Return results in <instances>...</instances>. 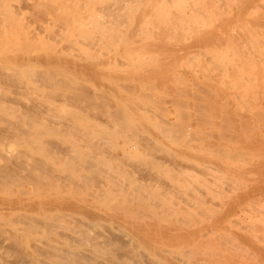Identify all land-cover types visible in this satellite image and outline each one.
Instances as JSON below:
<instances>
[{"label": "rangeland", "instance_id": "374dc122", "mask_svg": "<svg viewBox=\"0 0 264 264\" xmlns=\"http://www.w3.org/2000/svg\"><path fill=\"white\" fill-rule=\"evenodd\" d=\"M22 1L23 0H2V1H0V5L2 6V7L0 6V8L2 9L0 11V14H2V16H0V19L3 20L2 21L3 23H1V25L3 26V24H4V26H5L4 29L1 26L4 32L2 31V29L0 31H2V33H4V35L6 37H8V41L4 42L3 40H5L7 38L4 37L3 34L0 35V36H2L1 41L4 42V43L3 42L2 43L5 46L4 50L1 51V48L3 46L0 45V66H1V68H3V69H0V72H1L0 74H3L0 76V105H1V109L6 108V109H3L4 110L3 112H5V113H3L0 109V111H1L0 112V129H1L0 130V151H1L0 155L5 157L6 155H9V153H11L13 155L14 154L17 155L18 153H22L24 155L22 159L24 161L28 162L29 158H27V157L35 156V155L39 157L41 154L46 153L48 155V156H46L47 165L50 166V171L52 172L53 171L52 168H54L55 172L64 175V174H67V170H66L67 164L71 161V158L69 159L68 156L70 157V155L76 151V148L78 149V147L75 148V146L80 145L79 149L77 151L81 154H83V153L87 154L90 150V149H88V146L86 147L87 143H84L85 141H83V139L86 140L85 137H83L84 136L83 134H82V136H80V135L78 136V139H80V137H81L80 141L76 138L77 136H75L76 145L73 147V145L67 139L68 138L67 136H69V139H71L72 137L74 138V136L72 135V131L71 132L69 130L67 131V130H65V128H62L63 125L62 126L60 125L62 123L65 124L66 120L63 119L65 117L64 114L72 112L71 110L75 109V111H76L77 109H79L77 111H80L83 113L82 117H84V119L92 120V122L97 123L96 125L100 126L99 127L100 134L107 135L108 132H111L113 137L118 136L116 139H119V140H117V142L115 141L117 143V145L120 144V136L123 135L124 137H126V135H127V129H125L123 126L125 124V122L124 121L121 122L120 121L121 120L120 115H117L116 112H113V111L117 110V106H119L118 104L121 102V100H124L121 102V104L127 103V105H133L134 110L136 112H141L138 110V108H142L145 111H150L151 114H153V115L155 114L154 119L152 116H150V117L152 118V120L156 124H157V121L159 122L158 123L159 125L157 124L159 128L160 127L169 128L171 126L170 129L174 131L175 127L178 125L177 124L176 126L172 127L174 124H176L177 122H181V119L183 121L182 123H184L185 122L184 120L186 119V121H187V119L189 118L190 122L187 121L186 122L187 124L179 123V124H182V125H179V126H181V130L179 128H176V130H177V132H179V134L176 131H174L176 133H174L172 131L174 133L175 137L178 136L177 138L174 137L172 132L168 133L170 129L168 130V132L166 131L167 132L166 135L168 136L170 134L171 135L170 140H171V142L174 143V144H172L169 141L168 142L164 141V142H161V144H159L161 147L165 146L164 148L165 149L167 148L168 150H170V153H172V154L166 153L167 155L165 154V156H167V158L165 156L163 157L164 154H162L159 149L157 150V148L153 149V150L146 149V152L148 153V158H150V160L153 163L158 161V162H156L157 165L156 164L153 165L154 171L156 173H158L160 171L162 174H164V172H162V171H168V172H165V174H169V175H172L174 177L177 176V174L180 172V173H184L183 178L186 181L191 180L194 182H204L205 184L206 183L208 184L207 179L205 178L206 175L204 176V174H202L204 177L201 176V173H204L202 168L203 167L204 168L213 167L212 171L209 172V173H212V174H209V177H211L212 179L214 178L218 183L221 182L220 184H223L225 186L229 183L231 184L230 186H232L234 181H235L233 184L234 187L240 185V186H238L240 188V191L236 195H230L229 193L228 194L225 193L224 195H219L218 197L216 194L209 195L208 197H206L207 202L204 205L206 207L210 206V205L214 206L213 204H211V202L214 203L216 201L219 203V201L222 199L224 202L227 201L230 204H232L234 207H236L240 210L242 208V211H244L243 216L240 217L239 219L231 218L230 219L231 222H229V225L230 226L234 225V227L232 226L233 229L246 228V226L247 227L250 226L251 228L253 227V229H252L253 232L251 234L246 235V236H243V235L241 236V241H243V245H244L245 249L246 248L248 250L250 249V253H248V256H243V253H241V256L239 257L237 264H264V243H263V241H264V212H263L264 211V203H263L264 202V200H263L264 199V181L263 180L264 179L263 180L261 179V177L264 178V168L262 167V166H264V164H262V163H264V159H263L264 158V141H263L264 137L262 138V135H260V137L262 139L260 137H258L262 140V143H259V142H261L260 139L255 141L258 138L252 139L253 138L252 136L254 135L253 132H256V133L258 132L257 134H261V133L264 134V132H262V131H264V122L261 120H260V122H259V120H256L257 119L256 116H258L259 119H262V120L264 119V117H263L264 116V110L262 109V108H264V91H263L264 90V6H263L264 0H234V3H233V0H228V2L230 3V6H227L228 3L225 0H222V1L221 0H215V1L214 0H118V3H117V0H114V1L113 0H111V1L110 0H98V1H95L96 2L95 8H94L95 10L93 8H92V10H89V7H86L88 9L87 12H86L87 9L85 10V6H84L85 4H83V2L84 3L87 2V4H88V5L86 4L87 6L93 7L94 6L93 4H95L94 0H69L71 3H68L69 1L66 0V1H68V2H66V3H68V5L65 2H63L65 0H62V1L61 0L60 1L59 0H57V1L56 0H33V1L24 0L25 3ZM52 1H53V3H52ZM88 1L91 3L93 1L94 3L90 4V3H88ZM104 1H106L108 3V5H106L107 7L104 6L106 3ZM109 1L112 4L109 3ZM30 2H33V3H30ZM34 2H36V3H34ZM61 2L64 5L63 7H67V6H69V4H71L75 8V9L73 8L71 10V12L69 11L71 14V15L68 14L69 19H67V17H64L67 13H69L68 12L69 7L68 8L62 7L61 8L60 4H59ZM72 2L73 3L75 2V3L72 4ZM97 2H99V3H97ZM173 2H174V4H173ZM244 2H246L247 4ZM28 3H29V5H31V4L32 5L29 6ZM38 3H40V4H38ZM103 3H104V5H103ZM205 3H207V4H205ZM6 4H8V6ZM53 4H55V6L57 4L56 7L60 8V10L62 9L61 12L63 15L60 14V12H59L60 10L58 11V8H56V10H55V8L52 7V6H54ZM122 4H123V6H122ZM9 5H12L15 7V8L13 7L15 14L19 15V13H20V17L23 16L22 18L24 20H26L27 17L29 19V20L27 19L28 21L26 20L27 22L23 20L24 21V22L22 21L23 25H22V22L16 23V21H15L16 24L14 23L15 24L14 32H17V31L19 32V34L17 32V36H16V33L12 34L13 31H11V28H10L12 25L14 26V24H11V23H13L11 21L12 20L14 21V17L17 15H14V12L11 11L12 7L10 8ZM16 5H18L19 7H22V9H21L22 11L21 10L19 11V7ZM79 5H81V8L83 6L84 9L82 8V10H81ZM202 5H205V6H202ZM108 7H110V8H108ZM121 7H122V9H121ZM134 7H135V9H133ZM260 7H262V9ZM70 8H72V7L70 6ZM96 8L98 10V13L101 14L100 16H103V14L104 15L106 14L105 18L107 19V16H108V19H110V20L107 19L108 21H106V19L105 18L103 19V17H100V16L96 17L95 15H98V13L95 14V12H97ZM112 8H114V9H112ZM63 9L64 10L67 9V10L64 12ZM102 9H103V11H102ZM105 9H107V11ZM108 9H110V11H108ZM207 9H208V11H206ZM249 9H253V11H251ZM48 10L49 11L55 10V16L58 18H62V22L61 23L59 22V24H61V26L58 25V28H60V27L63 28L66 26V24H68V27L70 28V32H71L69 34H73L76 31L78 34L75 32L73 35L77 34L76 36H78V35L87 34V35L92 36L94 39H96L97 42H95L96 40H94V42L92 44L94 46L91 45L92 47L99 48L97 46V45H99L100 49L103 48L105 52L109 48V46H110V49L112 47V48H114V50H126L125 49L126 46H128L127 49H131V48L142 49L144 52L141 53V59L143 58L142 64H141L142 66H140L141 70L138 71L135 75L131 74L128 76V74H125V76L121 75V77H118L117 74H115L114 72L105 73V76L103 75L104 78H102L101 81H63V80L60 81V79H58V78L62 77V76H60L58 74V72H59V70L60 71L62 69L64 70V67H62V65L59 64L57 62V60H55V59L53 60V58L50 59V57L49 58L47 57V60H46V58L43 60H39V63L34 65L35 68H32V70L34 69L35 74L31 75V77H30L31 81H29V80L19 81V80H16L14 77H13V79L8 77L10 81L8 79H7V81H5L7 77L5 76L4 73H8V72L12 71L11 73L16 74L14 71L18 70L16 67H18V65H19V60L16 58H20V56L27 57L26 55L32 57V55L35 54L34 50H32L31 52L25 51V53L23 51L24 54H22V53L18 54L17 52L22 51L20 49L25 50L26 48H28V47L31 48V47H34L35 45H36L35 47H37L38 42L41 44L46 39H49V38L52 39V36H53V39L55 38L54 36L56 35V33L53 32V30L57 27L56 19L58 21L60 19H58L56 17H54V19H53V17H52L53 14L51 13L52 16L48 15L51 18L49 20L47 14L50 13L51 11L49 12ZM74 10H77V11L80 10L79 15L77 14L78 13L77 11L75 14ZM112 10H113V12H112ZM117 10H119V11H117ZM123 10H124V13L121 14V12H123ZM133 10H137V11H133ZM216 10L218 12H216ZM8 11H10V12H8ZM23 11H25L26 13ZM254 11H256V12H254ZM58 12L60 15L58 14ZM84 12L88 13L92 19H93V17H95V18L93 20H90V18L87 19V17H89V15L86 16V14H84ZM91 12H94V13H91ZM8 14L11 15L12 17H9ZM21 14H22V16H21ZM108 14L111 15L112 17H109ZM113 15L115 17L114 18L115 20H117V18H118V20H117L118 22L115 21V23H118L117 25L120 26L121 24H123L125 22L127 25L129 23V27H130V28L127 27L128 29L126 27L124 28V25L123 26L121 25L120 29H119V27H117L118 29H116V31L121 30V28H123V30L117 31L118 32L117 34H119V32L122 34L124 33L123 36L121 34H119L120 36H117L118 38H114L115 36L113 35V34H116V33H113V32H115L113 30L115 28V27L113 28L114 25H111L112 22L114 23ZM62 16L64 18H66V20H63L64 18ZM83 16H84L85 21L82 18ZM186 16H188L189 19ZM17 17H19V16H17ZM17 17L15 18L16 20H17ZM20 17H19V20H20ZM25 17H26V19H25ZM4 18H5V20L8 21L9 24L6 23L7 21L4 22ZM47 18H48V21H47ZM96 18L100 19L99 21H101V22H98V20ZM120 18H122V19H120ZM215 18H216V20H215ZM221 18L223 19L222 21H221ZM190 19H192V20H190ZM52 20H54L55 24L52 22ZM73 20L75 21V23L77 22L76 26L73 25V23H74ZM211 20H213L214 22ZM224 20H225V22H224ZM49 21H51L50 22L51 26L49 24ZM86 21L89 23H87ZM95 21H97V23H95ZM109 21L111 22V24ZM147 21H149V22H147ZM45 22H47L48 24H46ZM65 22H66V24H64ZM108 22H109V25H108ZM176 22L177 23L179 22L178 23L179 28H178ZM187 22H189V24H191L192 26L187 24ZM220 22H222L221 25H220ZM98 23H100V25ZM182 23H183V26H181ZM216 23H218V24H216ZM79 24H81L80 26H82L81 31H80ZM90 24H91V26H90ZM101 24H103V25H101ZM163 24L164 25L167 24V25H165L166 27H164ZM36 25L38 28L36 27ZM117 25H115V26H117ZM156 25H158L157 28H155L156 30H153L152 28L155 27ZM171 25L173 26V28L176 27V32H174L175 29H173ZM174 25H175V27H174ZM100 26H102V27H100ZM106 26L107 27L109 26V28L112 27L113 32L109 33V31H110L109 28H104ZM168 26H170L169 29H171L172 31L168 32L169 35H168V33L163 34V35H165V39H164V36L162 35L161 32H162V30L164 31V28H167ZM210 26L211 27L213 26V27L211 28ZM16 27H18L19 29L15 30ZM25 27H26V30L28 29L30 31H26V30L22 31L20 29V28L23 29ZM28 27H31V28H28ZM78 27H79V30H78ZM96 27L100 28V29L103 28V30H109V31H107V33H109V34H107L106 32H105L106 34H104L103 33L104 31L102 29L98 30ZM159 27H161V28L163 27V29H161V28L159 29ZM181 27L185 28L184 30L183 29L182 30L186 32V33L184 32L186 35L188 33L187 36H185V37L182 36L184 33L182 34V30H180ZM219 27H221L220 28L221 30H219V33H218L217 28H219ZM226 27L228 28L227 29L228 32H227V30H224V28L226 29ZM86 28L88 29L87 33L85 32ZM191 28H192V30H191ZM233 28L234 29L236 28V31L233 30ZM37 29H39V30H37ZM40 29H41V31H40ZM47 29H49L52 33ZM125 29H127L128 31ZM149 29H151L149 31L150 33L148 32ZM177 29H178V31H177ZM188 29H189V31L187 32ZM6 30H7V32H6ZM35 30H36V32L40 31V32H37L40 36L38 34L35 36ZM57 30L58 29H56L55 31H57ZM21 31L25 32V35H24V33L22 35ZM155 31H157V32H155ZM211 31H213L214 33H211ZM215 31L217 32V34L215 33ZM26 32H28V33H26ZM30 32H31V34H30ZM33 32H34V34H33ZM44 32H46V33L44 34ZM97 32H99L98 33L99 35L97 34ZM20 33H21V35H20ZM50 33H51V35H49ZM57 33H58V31H57ZM138 33H140V34L143 33L140 37H138L139 38L138 41L140 42V45H132V46L126 45V42H124V41L130 40V38L132 36L136 37V35ZM151 33L153 35H151ZM227 33H229V34H227ZM0 34H1V32H0ZM11 34L14 35V37L16 36L17 39L14 38ZM26 34H28V35L26 36ZM32 34L34 36H32ZM19 35L22 37H20ZM43 35L45 36V38L46 37L47 38L44 39L42 37ZM94 35L96 37H99V38H95ZM190 35H192V36H190ZM23 36H25L24 37L25 39H23ZM29 36H31L30 42L33 40V38L35 39L30 44L31 46L28 44L30 42H28V40H27V38ZM103 36L104 37L105 36L113 37L112 38V39H114L112 41L113 44L116 42H118V43L114 44L115 46L112 44L108 45V46L103 45L104 47H106V49H105L104 47H101L102 46L101 45L102 38H104ZM161 36L164 39V41H167L166 43H164ZM166 36H168V37L170 36V38L166 39V38H168ZM40 37L42 38V40ZM122 37H123V39H122L123 41H121ZM181 37H183V39ZM188 37L191 40L187 41V39H189ZM18 38L23 39L22 41L25 40V44L21 41L18 42V45H20V46L22 44L24 45L23 48L19 49L17 42H14V43L12 42L14 40L18 41ZM37 38L39 40H37ZM171 38H172V40H171ZM225 38H226V40H224ZM118 39H120V40H118ZM173 39L175 40L174 42H172ZM36 40H37V42H36L37 44L34 45ZM99 41H101L100 44H99ZM261 41H263V42L261 43ZM49 42L52 43L53 40H50ZM160 42H162V44ZM178 42H179V44H181V45H179V44L178 45L181 46V49L184 50L185 53L188 51L185 54L186 58H184V62H181L180 64L176 62V63L172 64L169 68H166L163 64L161 66V69H158L157 71H153L152 73L147 74V72L149 70V64H150L149 53H147V52H149L153 49H157V47H158V51L164 52V50H168L166 44H170V43H173V44L168 45V47H172V46L173 47L169 48V49L175 50L174 46H176V48H177V45L175 43H178ZM82 43H87V42L82 41ZM94 43L95 44L97 43V45H95ZM135 43H137V42H135ZM14 44H15V46H12ZM128 44H130V43H128ZM120 45H122V46H120ZM182 45L184 46V48L182 47ZM25 46H26V48H24ZM14 47H15V49H13ZM123 47H125V48H123ZM190 47H191V50L189 51ZM17 49H19L20 51ZM29 50H31V49H29ZM182 50H181V52L183 55ZM176 51H177V49H176ZM15 52H16V54H15ZM178 52H179V50H178ZM212 53L213 54L215 53L217 55V57H215V58H219V59H213V57L215 55H213ZM220 53H221V55H219ZM13 55L15 56L14 60H13ZM18 55H19V57H17ZM205 56L207 58H205ZM210 56H212V57H210ZM195 57H197V59L198 58L199 59L195 61L194 60ZM224 57H225V59H224ZM187 58H189V59H187ZM141 59L139 61H137V63L140 64ZM220 59L225 61V65L222 64L224 66V68L222 67V65H220L221 63H219L221 61ZM226 61H228V63ZM229 61H230V63H229ZM52 62L53 63L55 62V63L53 64ZM51 63L53 64V66ZM13 64H14V66H13ZM12 66H13V69H11ZM43 66L46 67L45 69L47 71L51 72V74H52V75L48 74V76H47L46 75L47 71H46V74L44 72V75H46L47 79H49V80H47L44 75H38V74L42 73V70H45ZM55 66H56V69L58 67V69H57L58 71L56 69H55L56 71L54 70ZM225 66L227 68H225ZM252 68L255 70L252 71ZM25 69H27V68H25ZM51 69H53V70H51ZM226 69H227V71H226ZM1 70H3L4 73ZM39 70H41V71L37 72ZM63 70H62V72H59V73H63ZM247 70L249 71L248 73H247ZM249 73H251V75ZM225 74H226V76H225ZM248 74H249V76H248ZM9 75H11V74L9 73ZM181 75H182V77H185L186 79L181 80V78H182ZM2 76H5L6 78H4ZM38 76L39 77L41 76V77L39 78ZM43 76H44V78H43ZM53 76H55L56 78L54 79ZM253 76H254V78H253ZM250 78H252V79H250ZM2 79H5V80L2 81ZM56 79H58V80H56ZM253 79H255V80H253ZM50 80H52V81H50ZM108 80H111V81H108ZM133 80H135V81H133ZM177 80H179V81H177ZM242 80L245 81V83L242 82ZM248 81H250L251 84ZM31 82L33 84L35 83L33 85L35 87H29V88H31V89L33 88V90H35L38 93H36V92L34 93L32 90H30L29 92L26 91L27 89L25 88V83H30L32 85ZM15 83L17 85L18 84L21 85V83H23L24 85L22 84L23 86L21 85L20 88H18L19 86L16 85V88H15V85H14ZM240 83H243V84H240ZM256 84H258V85H256ZM37 85H38L39 89L36 88ZM85 85L87 87L93 85L96 88L97 93L100 94V97L96 98L98 100L91 99L92 101L89 102L88 99L85 98L86 101H84L83 100L84 98H81L85 92L87 94L92 93V92H89L90 88H88L89 89L88 91L86 90L87 88ZM122 85L124 87H127V88L122 89V87H123ZM253 85H255V86H253ZM77 86H79L78 87L79 89H77V90L82 91V92L85 90L84 93L80 92L81 97L78 95L79 91L75 92L76 90L74 89V87L77 88ZM105 86H106V88L109 89V91H107L108 94H107V92H105V93L102 92V91H106ZM109 86L112 88V91H111ZM135 86H138L139 88H136ZM133 87H135V88H133ZM80 88L82 90H80ZM255 88H257L258 91ZM21 89H23V90L25 89V90L23 91ZM253 89L258 92V94L256 93L257 97H254L256 94L253 93V91H254ZM6 90L8 92H5ZM13 92L15 93V95H13ZM249 92H251L252 94L251 93L249 94ZM6 94H9L10 96H7ZM70 94L71 95L75 94L76 97L75 96L72 97V96H70ZM2 96H3V99H2ZM35 96H37V98ZM40 96H42V98H44L43 99L44 101L42 100L41 103H43L44 107L46 104V107H45V111H43V112L40 111V114H39L38 111L33 110L32 107H29L25 104H28L30 100L32 101L34 99L33 97H35L34 100H37L36 102L34 101V103H36V104H37V102L40 103V100L42 99ZM9 97H11V98H9ZM12 97L14 99L15 98L18 99V100L16 99L18 102L17 104H16V101ZM79 97H80V100L78 101ZM1 99L4 102H2ZM38 99H39V101H38ZM93 100H94V103L96 102L95 105H94V103H91V102H93ZM5 101H7V102H5ZM8 101H10V102L12 101V102L9 103ZM19 103H20V105H19ZM29 104L33 105L32 103H29ZM21 105H23V106L21 107ZM47 105H49V107ZM53 106H54V108H57L56 111L59 109V112L53 111V110H55L53 108L51 110L50 108ZM94 106H96V107H94ZM257 107H258V109H257ZM178 108H179V110H178ZM203 108H204V110H207V111H203ZM259 108H261V109H259ZM29 109H32V110H29ZM47 109H49L51 111L48 112ZM211 109H213V110H211ZM14 112H15V115L17 113H18V115L15 116ZM31 112L32 113L34 112V113L32 114ZM109 112H110V117L106 118L107 119V121H106L105 116H107L108 115L107 113H109ZM29 113H31V114H29ZM261 113H263V114H261ZM26 114H28V115H26ZM211 114L212 115L214 114L213 117ZM260 114L263 116H260ZM39 115H41V116H39ZM44 115L48 116L49 118L45 117ZM63 115H64V117H62ZM156 115H158L160 117H156ZM207 115H209L211 117L208 118ZM222 115H223V117L221 118ZM20 116L22 117V119L20 118ZM42 116L47 118V119L44 118L45 121H43V122L41 120H39L40 118H42ZM186 116H189V117H186ZM16 117L17 118L19 117L18 119L22 120V121L18 120V121L22 122L21 125L19 123V125L17 127L16 126L7 127L9 124L8 121H10V123H11V121H16L17 120V119H15ZM30 117H32V118H30ZM37 117H38V120H36ZM53 117H54V119H52ZM177 117H178V120H180V121L177 120ZM206 117H207V119H206ZM23 118H24V120H23ZM211 118H213L212 122L216 121L215 124H212V122H208V119L211 120ZM244 118H246L247 120ZM51 119L53 120V122ZM158 119H161V120L159 121ZM229 119H231V120H229ZM28 120H31L32 122H28ZM103 120L106 121V125H105V122ZM202 120H204L205 122H203ZM225 120H226V122H225ZM25 121H27V123ZM38 121H41V123ZM102 121H103V123H102ZM160 122H163V123H160ZM206 122H207V124H206ZM258 122L261 124H258ZM6 123H8V124L6 125ZM34 123L37 124V127L34 126ZM189 123H190V125H189ZM42 124L46 128H47V126H50L53 131L49 130L50 129L49 127L47 129L45 128L46 131L43 130L44 128L41 127ZM160 124H161V126H160ZM164 124H166V125L164 126ZM225 124H227V125H225ZM54 126H55V128H54ZM187 126H188V128H187ZM11 128H13L14 130ZM163 130H165V129L163 128ZM182 130L184 132H182ZM186 130L187 131L189 130L190 132H187ZM260 130H261V133H260ZM63 131H64V133H63ZM86 131H88V132L83 131V132H85V134H87L85 136L89 139L90 138L94 139V137L92 135L93 131L91 130L92 133L89 130H86ZM246 131H247V133H246ZM12 132H14V133H12ZM25 132H28V133H25ZM180 133H181L182 138H179ZM182 133H183V135H182ZM73 134H74V132H73ZM128 134H129V132H128ZM189 134L191 135V137L193 139V140L191 139L192 142L187 141L189 139L188 138ZM220 134H222V135L220 136ZM94 136H96V135L94 134ZM201 136L203 138H201ZM255 137H257V136H255ZM96 138H98V136ZM238 140H240V141H238ZM96 141H97V139H96ZM189 142H190L189 146H191V148L188 147V150H187V146H185V144H188ZM257 142H258V144H257ZM236 144H239V146H237ZM252 145H253V147H252ZM82 147H84V148H82ZM232 147H234V148L232 149ZM206 148H208L209 150L205 152L203 149H206ZM240 148H243V149L246 148L249 150H245L243 152V150H239ZM34 149H36V151ZM42 149L43 150L46 149L47 152H44ZM107 149L110 150L109 148H106V150ZM190 149H193V150H190ZM252 149H254V150H252ZM164 151L168 152L167 150H164ZM178 151H180V153ZM198 151H200V152H198ZM214 151H217V152H214ZM224 151H227V152L224 153ZM234 151L237 152L236 154H238L240 152L242 153L241 155L248 154L245 157L252 155L250 157V160L252 158V161H249V159H248L249 157L248 158H245V157L240 158V157L236 156V154L233 155V156H235V157H233L234 159L231 158V160L228 161L230 159L229 157L232 154H234ZM16 152H17V154H16ZM69 152H70V155L67 156V154ZM78 152H76V153H78ZM187 152H189V153H187ZM208 152H210V153H208ZM222 152H223V155H222ZM112 153H113L112 155L114 156V157H112V159L110 157H108L109 153H108V155H106L107 153H104V155L101 157H102V160L108 162L111 166L112 165L115 166L119 162V158L121 157V152L115 151V153L114 152H112ZM226 153H227V156H226ZM243 153H245V154H243ZM150 154L151 155L153 154L155 157L153 155L151 156ZM187 154H188V157H185ZM228 155H230V156H228ZM258 155L260 156V158H258V160H256V157H259ZM2 156H0V164H2L4 162V160H2V159H5ZM173 156L176 157V160H174L175 161L174 163H172L173 162L172 159L175 158ZM136 157L141 159V155H136ZM151 157H153V158L151 159ZM189 157H190V159H188ZM162 158H163V160H162ZM168 158H169L170 165L168 163H166ZM179 158L182 160H180ZM165 159H167V160H165ZM177 159H179L180 161H178ZM237 159H239L243 163L248 160L247 162H245L246 164L244 163L245 168L242 167L243 164ZM262 159H263V161H262ZM65 160H67V161H65ZM183 160L187 161V162H184ZM98 161H100V160H98ZM176 161L179 162V165H178V162L176 163ZM237 161H239V163ZM180 162H183V163H181V165H180ZM163 163H165V164L163 165ZM175 163L177 166L174 165ZM186 163H188V164H186ZM240 164H241V166H240ZM64 166H66V168ZM157 166L161 167V168L163 167L164 170L157 168ZM238 166H240V167H238ZM260 167H262V168H260ZM181 168H183V169H181ZM217 168H218V170H217ZM259 168H260V170H259ZM200 169H202V170L200 171ZM179 170H181V171H179ZM65 171H66V173H65ZM226 171H228L230 173H228ZM187 172H188V174H187ZM235 172L237 174H235ZM256 172H258V174L259 173L262 174V176H260V174L258 175ZM226 173H228V174H226ZM248 173L250 174L249 176L247 175ZM80 174H81V176H85L87 173H86L85 169H83L80 172ZM217 174H218V177L215 176ZM229 174H232L235 178L230 180L232 175H229ZM153 175L152 176L143 175L140 182L142 184L145 183L146 185L149 184L151 186H146L144 184L143 189H142L143 191L140 194H145L146 196H149L148 193L149 192L151 193V191L154 190L153 193L157 198L159 195V198H160L159 202L161 201V198H163V200H165V198L172 199V197H173V199L175 198V200L178 202L177 205L186 206L185 202H183V201L190 199V196L189 197L188 196L183 197V201H182L181 196H177L178 199L176 198V195L173 196L176 193H174V192H173V194H172V192L166 193L165 192L166 191L165 190V186H166L165 182L164 181L161 182L163 180V178L160 177V179H161L160 180L159 178H157L158 177L157 174L156 175L153 174ZM252 175H254V176H252ZM225 176H228V177L231 176V177L230 178L227 177L228 178L227 179V178H225ZM239 176L240 177L242 176V177L240 178ZM137 177L140 178V176H137ZM154 177H156L157 179H154ZM253 177H256V178H253ZM238 178L247 180V181H245L246 184L243 185L245 183L244 180L240 181V179H238ZM252 178H253V180H252ZM143 179H144V181H143ZM235 179H237L238 183H236ZM254 179H258V181H260V179H261V181H260L261 183L258 182L256 184H254L256 182V180H254ZM156 180H158V181H156ZM154 181H156V182L154 183ZM252 181H254V182H252ZM158 182L162 184V185L161 184L160 185L163 188L159 186ZM157 183H158V185H157ZM241 184L243 186H241ZM244 186H247V187L244 188ZM144 188L147 189V191ZM148 189H151V191ZM144 191H146L147 194ZM160 195H162V196H160ZM251 195H254V196H251ZM125 197H127V196H125ZM179 197H180V199H179ZM247 197H249V198L246 199ZM228 199H230V200H228ZM175 200H171V201L174 202V204H176ZM208 200H209V202H208ZM180 201H181V203L183 202L184 205H183V203L180 204ZM253 201L255 204L253 203ZM250 206H251V208H250ZM144 207H145V205H144ZM249 209H251V210H249ZM0 211H3V209H0ZM23 213L29 214V212L26 210L23 211ZM234 221H236L237 224H234L233 223ZM15 228H16V226L11 225V224H7V225L2 227V229L4 231H6L7 234L15 236V238L10 240V242H12V244L17 243L16 245H18V246L12 245L9 242V240L6 242H4V240L3 241L1 240L0 241V264H21L22 261H20V263H19L18 260L20 258L22 259V256H23L22 253L24 252L23 249H26L30 253V255L33 256V258L37 259L36 253L34 252V250L32 248L34 245L33 241L36 239L41 240L42 235L36 234L35 237H29V236L23 235L20 230L17 231V229H15ZM224 229L227 230L225 227H224ZM61 245H63L64 247H70V245H68V244L62 243ZM8 246H10V249L8 248ZM16 248H19V249L21 248V249L19 251H16L17 250ZM73 248L75 251H84L81 247L75 246ZM14 251L18 254V255L17 254L16 255L19 259L16 257ZM21 251H23V252H21ZM18 252H21V253L19 254ZM20 255H22V256H20ZM35 264H42V263H39L36 261Z\"/></svg>", "mask_w": 264, "mask_h": 264}, {"label": "bare ground", "instance_id": "6f19581e", "mask_svg": "<svg viewBox=\"0 0 264 264\" xmlns=\"http://www.w3.org/2000/svg\"><path fill=\"white\" fill-rule=\"evenodd\" d=\"M0 1H2V0H0ZM31 1H33V0H31ZM68 1L65 0L63 2L66 3ZM95 1H98V0H94V2ZM110 1H109V3H111ZM225 1H227V3H228L227 6H230V3L228 2V0H225ZM22 2H24V0ZM94 2L92 1V3H91L88 1V3H90V4H93ZM104 2H106V1H104ZM30 3H33V2H30ZM34 3H36V2H34ZM52 3H53V1H52ZM68 3H71V2L69 1ZM68 3H66V4L68 5ZM74 3L72 2V4H74ZM97 3H99V2H97ZM117 3H118V0H117ZM233 3H234V0H233ZM244 3H246V2H244ZM38 4H40V3H38ZM59 4H60L61 8L64 6L62 4V2ZM83 4H85L84 5L85 10L87 9L86 7H89V10H92V8L93 9L95 8L96 2H95V4H93L94 5L93 7L87 6L88 5L87 2L86 3L83 2ZM173 4H174V2H173ZM205 4H207V3H205ZM6 5L8 6V4H6ZM28 5H29V3H28ZM31 5H29V6H31ZM53 5L54 6H52V7L55 8V10H56V8H58V7H56L57 4H56V6H55V4H53ZM103 5H104V3H103ZM106 5H108L107 2L105 3L104 6H106ZM9 6H10V8L12 7L11 11L14 12V15H17L20 17V13H19V15L15 14V11L13 10L14 6H12V5H9ZM16 6H18V5H16ZM70 6L72 8H70ZM79 6H80L81 10H82V8L84 9L83 6H82V8H81V5H79ZM122 6H123V4H122ZM202 6H205V5H202ZM68 7H69L68 12L69 11L71 12V10L74 8L71 4H69V6L63 7V8H68ZM110 7H108V8H110ZM260 8L262 9V7H260ZM21 9H22V7H19V11ZM112 9H114V8H112ZM121 9H122V7H121ZM133 9H135V7ZM1 10L2 9L0 8V11ZM55 10H52V11L50 10L51 12L48 10L50 13H48L47 16L48 15L52 16L51 15V13H52L53 14L52 17L54 19V17H56L55 16ZM59 10H60V8H58V11ZM66 10L63 9L64 12ZM105 10L107 11V9H105ZM249 10L253 11V9H249ZM61 11H62V9L59 12L61 15H63ZM74 11L76 14L77 10H74ZM79 11H77L78 15H79ZM87 11H88V9L86 10V12ZM96 11L97 12L94 11L95 14L98 13L97 8H96ZM102 11H103V9H102ZM108 11H110V9H108ZM117 11H119V10H117ZM133 11H137V10H133ZM206 11H208V9ZM8 12H10V11H8ZM23 12H25V11H23ZM59 12H58V14H59ZM70 12L69 13L66 12L67 16L65 15L64 17H67V19H69L68 14H70ZM94 12H91V13H94ZM112 12H113V10H112ZM216 12H218V11L216 10ZM254 12H256V11H254ZM123 13H124V10H123V12H121V14H123ZM84 14H86V16L89 15L88 13H85V12H84ZM100 15L101 14L98 13V15H95V16L97 17ZM105 15L103 14V16H100V17H103V19H104ZM114 15H113L114 23L112 22V24H111V22L110 21L109 22L111 25H114L113 28L114 27L115 28L113 29L112 27H110L111 28L110 29L109 26L108 27L106 26L104 28H109L110 31L109 30H103V28H101V29L104 31L103 32L104 34H106L107 31H109V33H111L114 30L115 32H113V33H116V34H113L115 36L114 38H118L117 36H120L119 34H121L123 36L124 33L122 34L119 32V34H117L118 33L117 31L123 30V28H121V30L116 31V29H118L117 27H119V29H120L121 25L122 26L124 25V28L125 27L130 28V27H129V23L127 25L125 22H124L125 24L123 23L120 26L117 25L118 23H115V21H117L118 18H117V20H115ZM0 16H2V14H0ZM17 16L14 17V21L12 20L11 22H13V23H11V24H14L15 21H16V23H18V22H22L24 20L22 18L23 17L22 14H21L22 17H20L21 21L19 20V17H17ZM9 17H12V16L9 15ZM16 17H17V20L15 19ZM109 17H112V16L109 15ZM186 17L189 19L188 16H186ZM48 18H49V20L51 19L49 16H48ZM48 18H47V21H48ZM56 18H58V17H56ZM82 18L84 20V16ZM89 18H90V20H93L95 17H93V19H92L89 15V17H87V19H89ZM25 19H26V17H25ZM27 19H28V17H27ZM58 19H60V20L58 21L56 19L57 27L53 30V32L56 33V35L54 36L55 37L54 39H53V36H52V39L49 37H48L49 39H46L47 37L45 38V36L43 35L42 37L44 39H46L45 41H43L41 44L38 42V44H37L36 42H37V40H39L37 38V40L34 43V45L37 44V47H35L36 45L34 47H31V48H29V47L26 48V46H25L24 47V48H26L25 50L20 49V48H23V46H24L23 44L21 45L22 47L20 45H18L19 41H21L25 44V40L22 41L23 39H25L24 38L25 36H23V39L18 38V41L17 40L12 41L13 43L17 42L18 48L20 50H22L21 52L16 51L18 54L19 53L24 54L25 51L31 52L32 50L35 51V54L32 55V57L26 55L27 57L20 56V58H16L19 60V65H18V67H16L18 70L14 71L16 74L11 73L12 71L8 72V73H4V71L1 70V71H3L5 76L7 77L6 78L5 76H2L4 78H6V80L2 79V81H4V80L7 81V79L9 80V78L13 79V77L19 81H23V80L24 81H26V80L31 81L30 80L31 75L35 74V71H34V69L32 70V68H35L34 65L38 64L39 60H43L45 58L47 60V57L48 58L50 57V59L53 58V60L54 59L57 60V62L59 64H61L62 67H64V70L62 69L63 73H59V72H62V70L61 71L59 70V72H58V74L60 76H62V77L58 78V79H60V81H62V80L63 81H101L102 78H104L103 75L105 76V73L114 72L115 74H117L118 77H121V75L125 76V74H128V76L131 74L135 75L138 71L141 70L140 66H142L141 64H142V60H143V58L141 59V53L144 52L142 49H140V48L127 49L128 46H126V48L123 47L126 50H114V48H112V47L110 49V46H109V48L105 52L103 48L100 49V46L97 45V43L96 44L94 43V44L97 45L99 48L92 47V46H94V45H92L94 40H96L92 36L87 35V34L76 36L78 34L76 31H75L77 33L76 35H73L75 32L73 34H69L71 32H70V28L68 27V24H66L67 21L64 23V24H66L65 27L58 28V25L61 26V24H59V22L60 23L62 22V18H58ZM96 19L98 20V22H101V21H99L100 19H98V18H96ZM107 19H108V16H107ZM107 19H106V21L110 20V19H108V20ZM120 19H122V18H120ZM26 20H24V21H26ZM63 20H66V18H64ZM190 20H192V19H190ZM215 20H216V18H215ZM222 20L223 19L221 18V21ZM2 21L3 20L0 21V30L2 29V27H3V29L5 28L4 24H3V26L1 25V23H3ZM5 21H7V20H5V18H4V22ZM211 21H213V20H211ZM23 22H22V25H23ZM50 22L51 21H49V24H50ZM52 22L54 23V20H52ZM109 22H108V25H109ZM147 22H149V21H147ZM224 22H225V20H224ZM6 23H8V21ZM45 23L48 24L47 22H45ZM87 23H89V22H87ZM95 23H97V21H95ZM178 23L176 22L177 26H178ZM221 23L222 22H220V25H221ZM15 24H14V26L12 25L13 27L11 26L10 28H11V31H13L12 34L16 33V36H17L18 31L14 32ZM76 24H77V22L75 23V21H74L73 25L76 26ZM98 24L100 25V23H98ZM103 24H101V25H103ZM187 24H189V22H187ZM216 24H218V23H216ZM80 25L81 24H79L80 31H81L82 26H80ZM115 25H117V26H115ZM165 25H167V24H165ZM165 25H164V27H166ZM175 25H174V27H175ZM189 25L192 26L191 24H189ZM50 26H51V24H50ZM90 26H91V24H90ZM157 26L158 25H156L152 29L156 30L155 28H157ZM181 26H183V23ZM36 27H37V25H36ZM79 27H78V30H79ZM100 27H102V26H100ZM169 27L170 26H168L167 28H164V31L162 30V32L160 31L162 33V35L167 34L169 31L170 32L172 31L171 29H169ZM221 27L217 28L218 33H219V30H221L220 29ZM227 27H226V29L224 28V30H227L228 29ZM28 28H31V27H28ZM87 28L85 30L86 33H87V30L89 29V28L88 29ZM160 28L161 27H159V29ZM172 28H173V26H172ZM178 28H179V26H178ZM3 29H2V31H3ZM17 29H19V28L16 27L15 30H17ZM20 29L23 31V30H26V27L23 29L22 28H20ZM56 29H58L57 30L58 33H57V31H55ZM97 29L99 30L100 28H97ZM127 29H125V30H127ZM161 29H163V27ZM173 29H175L174 32H176V27ZM182 29L184 30L185 28L181 27L180 30H182ZM37 30H39V29H37ZM47 30H49V29H47ZM150 30L151 29H149L148 32ZM183 30H182V34L185 32ZM191 30H192V28H191ZM233 30L236 31V28L235 29L233 28ZM2 31H0L1 32L0 35H2V34L4 35V33H2ZM26 31H30V30L27 29ZM40 31H41V29H40ZM40 31H37V32H40ZM177 31H178V29H177ZM188 31H189V29L187 30V32ZM6 32H7V30H6ZM37 32L35 30V36L38 34ZM155 32H157V31H155ZM217 32L215 31L216 34H217ZM227 32H228V30H227ZM23 33L25 35V32H22V35H23ZM26 33H28V32H26ZM45 33L46 32H44V34ZM51 33L49 35H51ZM98 33L99 32H97V34ZM109 33H107V34H109ZM211 33H214V32L211 31ZM18 34H19V32H18ZM30 34H31V32H30ZM33 34H34V32H33ZM33 34H32V36H34ZM142 34L138 33L136 35V37L132 36L130 38V40L124 41V42H126V45H130V46L140 45V42L138 41V39H139L138 37H140ZM184 34L182 35L183 37L188 35V33H187V35L186 34L184 35ZM227 34H229V33H227ZM20 35H21V33H20ZM27 35L28 34H26V36ZM151 35H153V34L151 33ZM168 35H169V33H168ZM12 36L14 37V35H12ZM16 36L14 38L17 39ZM163 36L165 39V35H163ZM190 36H192V35H190ZM4 37H6V36L4 35ZM20 37H22V36H20ZM166 37H168V36H166ZM183 37H181V38L183 39ZM1 38H2V36H0V41L2 40ZM6 38L7 39L3 40L4 42L8 41V37H6ZM30 38H31V36H29L27 38L28 42H30V40H31ZM95 38H99V37L95 36ZM112 38L113 37L105 36L104 38H102V42L99 41V44L101 42V45H102L101 47H104L103 45L108 46L111 44L114 45V44L118 43V42H116L113 44L112 41L114 39H112ZM161 38H162V36H161ZM169 38H170V36L166 39H169ZM122 39H123V37L121 38V41H123ZM164 39L162 38L163 41H164ZM33 40H35V39L33 38ZM33 40L30 43H28V42L27 43L30 45L33 42ZM41 40H42V38H41ZM50 40H53V42L50 43L49 42ZM118 40H120V39H118ZM171 40H172V38H171ZM188 40H191V39L189 38V39H187V41ZM224 40H226V38ZM3 41L0 42V45L3 46L2 47L3 49L1 48V51L4 50V47H5L3 44L4 43ZM82 41H86L87 43H82ZM174 41L175 40L173 39L172 42H174ZM95 42H97V40ZM135 42H137V43H135ZM166 42L167 41H164V43H166ZM262 42L263 41H261V43ZM128 43H130V44H128ZM160 43L162 44V42H160ZM171 44H173V43L166 44L168 50H164V52L158 51V47H157V49H153V50L147 52V53H149V59H150L149 60L150 61L149 70H148L147 74L152 73L153 71H157L158 69H161V66L163 64L166 68H169L172 64H174L176 62L179 64L181 62H184V58H186L185 54L188 51L185 53V51L181 49V46H179V45H181V44H179V42L175 43L177 45V48H176V46H174L175 50L169 49V48L173 47V46L168 47V45H171ZM12 46H15V44ZM120 46H122V45H120ZM182 47L184 48L183 45H182ZM104 48L106 49V47H104ZM13 49H15V47ZM19 49H17V50H19ZM29 49H31V50H29ZM176 49H177V51H176ZM178 50H179V52H178ZM181 50L183 51V55H182ZM190 50H191V47L189 48V51ZM23 51H24V53H23ZM16 52H15V54H16ZM14 55H13V60L15 57ZM213 55H215L213 57V59H219V58H215V57H217V55L215 53ZM219 55H221V53ZM206 56H205V58H207ZM212 56H210V57H212ZM17 57H19V55ZM140 59H141V63L139 64V63H137V61H139ZM187 59H189V58H187ZM198 59H197V57H195L194 60L196 61ZM224 59H225V57H224ZM220 60H221L219 62V63H221L220 65H222V64L225 65V61L222 59H220ZM226 62L228 63V61H226ZM229 63H230V61H229ZM53 64H52V66H53ZM13 66H14V64H13ZM13 66L11 69H13ZM222 67L224 68L223 65H222ZM25 68H27V69H25ZM45 68L46 67H44V69ZM225 68H227V67L225 66ZM0 69H3V68H1V66H0ZM55 69H56V66H55L54 70ZM57 69H58V67H57ZM51 70H53V69H51ZM253 70H255V69L252 68V71ZM40 71L41 70H39L37 72H40ZM46 71H47L46 69L42 70V73H40L38 75H44V72L46 74ZM226 71H227V69H226ZM248 72L249 71L247 70V73ZM9 73L11 75H9ZM48 74L52 75L51 72L47 71L46 75L48 76ZM249 74L251 75V73H249ZM249 74H248V76H249ZM1 75H3V74H0V76ZM46 75H44V76L46 77ZM44 76H43V78H44ZM225 76H226V74H225ZM254 76H253V78H254ZM53 77H54V79L56 78L55 76H53ZM181 77H182V75H181ZM46 79H47V77H46ZM58 79H56V80H58ZM182 79L184 80L186 78L182 77L181 80ZM250 79H252V78H250ZM47 80H49V79H47ZM243 80H242V82L245 83V81H243ZM253 80H255V79H253ZM50 81H52V80H50ZM108 81H111V80H108ZM133 81H135V80H133ZM177 81H179V80H177ZM248 82H250V81H248ZM22 84L23 83H21V85ZM34 84L32 83V85H31L30 83H25V88L27 89L26 91L29 92L30 90H32L35 93L36 91L33 90V88L32 89L29 88V87H35V86H33ZM240 84H243V83H240ZM250 84H251V82H250ZM14 85L16 88L17 84L15 83ZM21 85L18 84L17 85V86H19L18 88H20ZM256 85H258V84H256ZM253 86H255V85H253ZM78 87L79 86H77V88L74 87V89L76 90L75 92L79 91V90H77V89H79ZM123 87H122V89L127 88V87H124V88ZM135 87L139 88L138 86H135ZM135 87H133V88H135ZM36 88L39 89L38 85ZM86 88H87L86 89L87 91L89 90L88 88H90L91 91L89 90V92H92V93L87 94L84 90L83 92L79 91L78 95L81 97L80 92H82V93L85 92L86 94L84 93V95H82V97H81V98H84L83 99L84 101H86V99H88L89 102L92 101L91 99L98 100L96 98L100 97V94L97 93L96 88L93 85L88 86V87L86 86ZM105 89H106V91H102V92L105 93V92L109 91V89L106 88V86H105ZM110 89L112 91L111 87H110ZM255 89H257V88H255ZM21 90H23V89H21ZM80 90H82V89L80 88ZM257 91H258V89H257ZM257 91L254 90L253 93L258 94ZM5 92H8V91L6 90ZM36 93H38V92H36ZM250 93L251 92H249V94ZM71 94H70V96H72V97L75 96V94L74 95H71ZM107 94H108V92H107ZM257 94L255 96L254 95L253 96L257 97ZM6 95L10 96L9 94H6ZM13 95H15L14 92H13ZM35 97L37 98V96H35ZM35 97H33V98L35 99ZM40 97L42 98V96H40ZM80 97H79L78 101L80 100ZM9 98H11V97H9ZM2 99H3V96H2ZM2 99H1V101L4 102ZM16 99L17 98H15L14 100L16 101V104H17L18 99L17 100ZM34 99L32 101L31 100L29 101V103H32L33 105H30L29 103H28L29 105L28 104H25V105L32 107L33 110L38 111L39 114H40V111H42V112L45 111L46 104L44 107L43 103H41L44 98H42L40 100V103L37 102V104L34 103V101L35 102L37 101ZM38 101H39V99H38ZM122 101H124V100H121V102ZM5 102H7V101H5ZM8 102L11 103L12 101L11 102L8 101ZM121 102L118 104L119 106H117V110L113 111V112H116L117 115H120V117H121L120 121L125 122V124L123 126L125 129H127L126 137H124L123 135L120 136V144L119 145H117V143H116L117 140H119V139H116L118 137V136H115L116 134L114 135L115 137H113L111 132H108L107 135L100 134V131H99L100 126H97L96 125L97 123L92 122V120L84 119V117H82L83 113L80 111H77L79 109H77L76 111H75V109L71 110L72 112L64 114L65 117H64V115L62 116V117H64L63 119L66 120V121L64 120L66 125L64 123H62L60 125L61 126L63 125L62 128H65V130H67V131L69 130L70 132L72 131V135L74 136V138L72 137L71 139H69V136H67L68 137L67 139L73 145V147L76 145V138L78 139V136L79 135L82 136V134H83L84 135L83 137H85V139H86V140L83 139V141H85L84 143H87L86 147L88 146V149H90L87 154H85V153L81 154L77 151L79 149V146H80L79 145V146H75V148L78 147V149L76 148L75 152L72 151L73 153L71 155H70V152L67 154V156L70 155V157L68 156V158L69 159L71 158V161L69 163L67 162L68 163L67 169H66L67 174H64V175L59 174V173L55 172L54 168H52L53 171L51 172L50 166L47 165L46 156H48V155L46 153L41 154L39 157L36 156L35 154H34L35 156L27 157V158H29L28 162H26L22 159L24 156L22 153L17 154V152H16L17 155H15V154L13 155V154L9 153V155H6L5 157L0 155L3 158H5V159H2V160H4V162L2 164H0V209H3V211H0V241L4 240V242H6L9 240V242H10V240L15 238V236L7 234L6 231H4L2 229V227L7 225V224L15 225L16 226L15 229H17V231L20 230L23 235H26L29 237H35L36 234L42 235L41 240L36 239L33 241L34 245L32 248H33L34 252L36 253L37 259L33 258V256H31L30 253L26 249H23L24 252L21 251V252H23L22 253L23 256L20 255V256H22V259L20 258L21 259L20 260L17 257L18 254L14 251L15 255L17 254L16 257L19 259L18 260L19 263H20V261H22L21 264H35L36 261L39 263H42V264H237L238 259L241 256V253H243V256H248V253H250V249L249 250L247 248L245 249V247L243 245V241H241V236L242 235L246 236L248 234H251L253 232V230H252L253 227L251 228L250 226L249 227L246 226V228L233 229L232 226L234 227V225H232V226L229 225V222H231L230 221L231 218L239 219L240 217L243 216L244 211H242V208L240 210V209L234 207L229 202H227V201L224 202L222 199L219 201V203L215 201L214 202L215 204L210 201L211 204H213L214 206L210 205V206L206 207L204 205L207 202L206 197H208L209 195L216 194L217 197L219 195H224L225 193H227V194L229 193L230 195H236L240 191V188L238 187L240 185L234 187V185H233L235 182L234 180H233L234 182H233L232 186H230L231 185L230 183L227 184L226 186L223 184H220L221 182L218 183L214 178L212 179L211 177H209V174H212L209 172L212 171L213 167H206V168L203 167L202 168L204 173H201V176H203L202 174H204V176L206 175L205 178L207 179L208 184L207 183L205 184L204 182H194L191 180L186 181L183 178L184 173H180V172L175 177L172 175H169V174H165V172H168V171H162V172H164V174H162L160 171L158 173H156L153 169V165L156 164V162H158V161L155 160L156 162L154 161L155 163H153L150 160V158H148V153L146 152V149L153 150V149L157 148V150L159 149L160 152L162 154H164L163 157L165 156L166 153L172 154V153H170V150H168L167 148L166 149L164 148L165 146L161 147L159 145V144H161V142H164V141L171 142V140H170L171 135L170 134L168 136L166 135V133L168 132V130L170 129L171 126L168 124L170 126L169 128L160 127L161 128L160 129L158 127L159 122L157 121V124H158L157 125L152 120V118L150 117V116H152L154 119L155 114L153 115V114H151L150 111H145L142 108H138V110L141 112H136L134 110L133 105H127V103L121 104ZM20 103H19V105H20ZM91 103H94V100ZM95 103H94V105H95ZM22 106L23 105H21V107ZM47 106L49 107V105H47ZM94 107H96V106H94ZM52 108L55 109L53 111H56V109H57V108H54V106L51 107L50 109L52 110ZM0 109H1V105H0ZM3 109H6V108H3ZM3 109H1L2 112L4 111ZM257 109H258V107H257ZM259 109H261V108H259ZM262 109L264 110V108H262ZM29 110H32V109H29ZM51 110L47 109L48 112ZM178 110H179V108H178ZM211 110H213V109H211ZM57 111L59 112V109ZM203 111H207V110H204V108H203ZM3 113H5V112H3ZM31 113H29V114H31ZM107 114L108 115L105 116L106 121H107L106 118L110 117V112ZM261 114H263V113H261ZM261 114H260V116H263ZM14 115H15V112H14ZM16 115H18V113ZM26 115H28V114H26ZM209 115H207L208 118L211 117ZM213 115H212V117H213ZM39 116H41V115H39ZM44 116L49 118L46 115H44ZM45 117L42 116V118H40L39 120H41L43 122V121H45L44 120ZM156 117H160V116L156 115ZM186 117H189V116H186ZM222 117H223V115L221 116V118ZM18 118L16 117L15 119H17V120L11 121V123H10V121H8L9 124L6 123V125L8 124L7 127H9V126L10 127H13V126L17 127L19 125V123L21 125L22 117L20 116L21 119H18ZM30 118H32V117H30ZM47 118H45V119H47ZM256 118H257L256 120H259V122H260V120L264 122V119L263 120L259 119L258 116H256ZM52 119H54V117ZM206 119H207V117H206ZM212 119L213 118H211V120L208 119V122H212ZM244 119H246V118H244ZM18 120H21V121H18ZM23 120H24V118H23ZM36 120H38V117ZM158 120L160 121L161 119H158ZM177 120H178V117H177ZM229 120H231V119H229ZM41 121H38V122L41 123ZM103 121H102V123H103ZM106 121H104L105 125H106ZM178 121H180V120H178ZM184 121L185 122L182 123L183 121L181 119V122H177V123L175 122L176 124H174L172 127L176 126L177 124L178 125L175 127L174 131L177 132L176 128H179L181 130V126H179V125L187 124L186 123L187 121L190 122L189 118L187 119V121H186V119ZM202 121L205 122L204 120H202ZM25 122L27 123V121H25ZM28 122H32V121L28 120ZM52 122H53V120H52ZM215 122H212V124H215ZM225 122H226V120H225ZM259 122H258V124H261ZM160 123H163V122H160ZM179 123H182V124H179ZM35 124L36 123H34V126L37 127V124L36 125ZM206 124H207V122H206ZM165 125L166 124H164V126ZM189 125H190V123H189ZM225 125H227V124H225ZM160 126H161V124H160ZM188 126H187V128H188ZM41 127L44 128L43 130H45V128H46L45 126H43V124ZM48 127L50 128L49 130L53 131L50 126H47V128ZM54 128H55V126H54ZM163 128L165 130H163ZM11 129H13V128H11ZM86 130H89L91 133L93 131L92 135H93L94 139H91V138L89 139L85 136V135H87V134H85V132H88ZM183 130H182V132H184ZM189 130L188 131L186 130V131L190 132ZM64 131H63V133H64ZM83 131H85V132H83ZM172 131L173 130L170 129L168 133H171ZM14 132H12V133H14ZM73 132H74V134H73ZM128 132H129V134H128ZM173 132H172V134L174 135V133H176V132H174V133ZM262 132H264V131H262ZM25 133H28V132H25ZM177 133L179 134V132H177ZM246 133H247V131H246ZM253 133L257 137H255L253 135L252 139L258 138V137H260V135H262V138L264 137V134L261 133V130H260L261 134H257L258 132L257 133L253 132ZM94 134L96 136H94ZM182 135H183V133H182ZM221 135L222 134H220V136ZM75 136H77V137L75 138ZM97 136H98V138H96ZM174 137H175V135H174ZM177 137H175V138H177ZM190 137H191V135L189 134V137H188L189 139L187 138L188 140L187 139L186 140L192 142L193 139H192V137L191 138ZM95 138L97 139V141ZM179 138H182L181 133H180ZM201 138H203V137L201 136ZM260 138L256 139L255 141L259 140ZM261 139H260L261 142H259V143H262ZM78 140L80 141L81 137ZM238 141H240V140H238ZM263 141H264V138H263ZM190 142L188 144H185V146H187V150H188V147L191 148V146H189ZM171 143L174 144L173 142H171ZM257 144H258V142H257ZM236 145L239 146V144H236ZM253 145H252V147H253ZM82 148H84V147H82ZM106 148H109L110 150H108V149L106 150ZM233 148L234 147H232V149ZM34 150L36 151V149H34ZM164 150H167L168 152H165ZM190 150H193V149H190ZM203 150L206 152L209 149L206 148ZM239 150H243V152H244L245 150H249V149L240 148ZM252 150H254V149H252ZM43 151L47 152L46 149ZM115 151L121 152V157L119 158V162L117 165L111 166L108 162L102 160L101 156H103L104 153H107L106 155H108V153H109L108 157H110L112 159V157H114L112 155L113 154L112 152L115 153ZM227 151H224V153ZM76 152H78V153H76ZM178 152L180 153V151H178ZM198 152H200V151H198ZM214 152H217V151H214ZM187 153H189V152H187ZM208 153H210V152H208ZM236 153L237 152L234 151V154H232V155L230 154L231 156L228 155V156H230L229 157L230 159L228 161H230L231 158L235 157L233 155H235ZM241 154L242 153L240 152V153L236 154V156H238L240 158L241 157L244 158L246 155H248V154H246V155H241ZM243 154H245V153H243ZM136 155H141V159L136 157ZM222 155H223V152H222ZM226 156H227V153H226ZM251 156L252 155L248 156L249 158L248 157H245V158H248L249 161H252V158L250 160ZM165 157L167 158V156H165ZM173 157H175V156H173ZM185 157H188V154ZM152 158L153 157H151V159ZM258 158H260V156L256 157V160H258ZM179 159H177V160L178 161L182 160V159H180V160ZM188 159H190V157ZM263 159H262V161H263ZM98 160H100V161H98ZM162 160H163V158H162ZM165 160H167V159H165ZM172 160H173L172 163H174L175 162L174 160H176V157L173 158ZM237 160H239V159H237ZM65 161H67V160H65ZM178 161H176V163ZM239 161H237V162L239 163ZM247 161H245V162H247ZM184 162H187V161H184ZM166 163H168L170 165L169 158H168ZM176 163L174 164L175 166H177ZM181 163H183V162H180V165H181ZM241 163L243 164L242 167L245 168L244 163L243 162H241ZM164 164L165 163H163V165ZM186 164H188V163H186ZM262 164H264V163H262ZM178 165H179V162H178ZM240 166H241V164H240ZM240 166H238V167H240ZM64 167L66 168V166H64ZM262 167L264 168V166H262ZM262 167H260V168H262ZM157 168L164 170L163 167L161 168V167L157 166ZM260 168H259V170H260ZM83 169H85V171L87 173L85 176H81V174H80V172ZM181 169H183V168H181ZM202 169H200V171ZM217 170H218V168H217ZM179 171H181V170H179ZM226 172H228V171H226ZM65 173H66V171H65ZM228 173H230V172H228ZM228 173H226V174H228ZM256 173L258 174V172H256ZM153 174H155V175L157 174V176H158L157 178H159V179H160V177L163 178V180L161 182L164 181L165 185L167 186V187L165 186V190H166L165 192L166 193L172 192V194H173V192H174L176 194H174L173 196L176 195L177 199H178L177 196H181L182 201H183V197H187V196L189 197L190 196V199L183 201V202H185L186 206L177 205L178 202L175 200V198L173 199V197H172V199L165 198V200H163V198H161V201L159 202V199H160L159 195L157 198L153 193L154 190L151 191V189H148L151 191V193L150 192L148 193L149 196H146L145 194H140L143 191L142 189H143V186L145 184V183L142 184L140 182L141 178L143 177V175L152 176ZM187 174H188V172H187ZM235 174H237V173L235 172ZM229 175H232V174H229ZM247 175L249 176L250 174L248 173ZM137 176H140V178H138ZM215 176L218 177V174ZM228 176H225V178H227ZM252 176H254V175H252ZM260 176H262V174H260ZM230 177H228V178H230ZM232 177L230 178V180L235 178L233 175H232ZM157 178L154 177V179H157ZM240 178H238V179H240ZM253 178H256V177H253ZM253 178H252V180H253ZM258 179H254V180H256V182L254 184L260 182L261 179L263 180L264 178L261 177L260 181H258ZM158 180H156V181H158ZM235 180H236V183H238L237 179H235ZM241 180H244V182L247 181L245 179H240V181ZM143 181H144V179H143ZM156 181H154V183ZM252 182H254V181H252ZM158 183H157V185H158ZM160 184L161 183H159V186L162 187L161 186L162 184L161 185ZM245 184H246V182L243 185H245ZM243 185L241 184V186H243ZM146 186H151V185L148 184ZM246 187L247 186H244V188H246ZM145 190L147 191V189H145ZM146 191H144V192L147 194ZM125 196H127V197H125ZM160 196H162V195H160ZM251 196H254V195H251ZM248 198L249 197H247L246 199H248ZM179 199H180V197H179ZM171 200H175L176 204H174V202H172ZM228 200H230V199H228ZM208 202H209V200H208ZM182 203L180 201V204H182ZM253 203H254V201H253ZM144 205H145V207H144ZM183 205H184V203H183ZM250 208H251V206H250ZM25 210L28 211L29 214L23 213V211H25ZM249 210H251V209H249ZM236 221H234L233 223L237 224ZM224 227L227 230H225ZM10 243L12 244V242H10ZM62 243L68 244V245H70V247H64L63 245H61ZM263 243H264V241H263ZM16 244L17 243H13L12 245L18 246ZM75 246L81 247L84 251H75L73 248ZM8 248L10 249V246H8ZM16 249H17L16 251H19L21 248L20 249L16 248ZM21 252H18V253L20 254Z\"/></svg>", "mask_w": 264, "mask_h": 264}]
</instances>
